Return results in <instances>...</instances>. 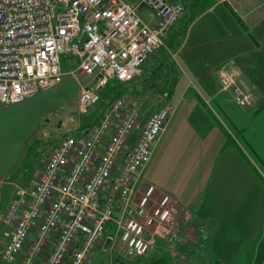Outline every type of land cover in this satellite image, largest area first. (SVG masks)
Segmentation results:
<instances>
[{"label":"built area","instance_id":"1","mask_svg":"<svg viewBox=\"0 0 264 264\" xmlns=\"http://www.w3.org/2000/svg\"><path fill=\"white\" fill-rule=\"evenodd\" d=\"M185 1L0 0V104L23 102L65 75H90L79 104L93 108L110 82L140 75L184 16ZM143 7L156 23L140 15ZM225 70L223 90L233 89L238 106H253L251 92L236 86L242 83L236 71ZM176 110V103L166 102L144 119L138 101L120 97L82 136L59 139L36 184L15 189L0 214L1 259L87 264L111 226L109 239L118 240L125 258L146 255L158 235L169 233L175 209L168 195L155 199L154 187L139 193L137 184Z\"/></svg>","mask_w":264,"mask_h":264},{"label":"crops","instance_id":"2","mask_svg":"<svg viewBox=\"0 0 264 264\" xmlns=\"http://www.w3.org/2000/svg\"><path fill=\"white\" fill-rule=\"evenodd\" d=\"M203 1L187 0L185 7L198 6ZM236 20L243 23V28ZM150 23L156 22L152 20ZM160 50L159 58L152 61L154 63L148 64L150 59L145 64L149 66L148 71L145 70L148 75L152 64L163 62L161 58H168L170 54L168 47ZM174 53L177 61L171 58L170 89L157 96L162 98L159 100L162 104L156 111L166 102L176 103L177 110L155 147L137 190L144 187L143 179L159 191L168 192L182 209L179 213L187 219L184 225L188 222L187 226L193 227L190 230L186 226L180 232L183 239L188 237L189 243L179 246L178 252L172 256L173 264L234 263L221 255L223 248L220 255H216V246L205 243L203 238L207 234L210 238L217 234L214 232L216 228L209 227L206 221L226 218L245 222V230L234 231L235 236L238 234L237 244L242 242L240 250L247 258H252L251 264H264V170L252 157L264 169V0H217L188 27L181 46ZM225 65L233 67L240 79L248 83L254 94L253 106L242 108L229 93L222 92L219 69ZM140 82L143 80L137 83ZM146 85L137 89L143 92ZM133 91L127 90L126 93L132 96ZM10 105L0 104V117L9 114L7 111L13 109ZM140 112L145 119L155 111L143 112L140 108ZM100 119L101 114L90 119L88 126ZM79 133L82 136L84 130ZM23 150L16 154L13 148L4 147L0 142V197L4 183L24 186L23 181L11 177ZM38 175L39 172L25 188L32 187ZM229 214L230 217H226ZM191 221L195 222V227ZM113 234L114 227L111 226L99 248L104 247L109 253L115 251L113 261L144 264L143 260L130 263L123 258V252L117 251V247H121L118 240L112 242L109 239ZM238 238L245 240L239 241ZM4 242L1 227L0 264H11L1 259ZM154 249L163 247L156 244L148 254ZM156 262L158 260L151 264H158Z\"/></svg>","mask_w":264,"mask_h":264},{"label":"rangeland","instance_id":"3","mask_svg":"<svg viewBox=\"0 0 264 264\" xmlns=\"http://www.w3.org/2000/svg\"><path fill=\"white\" fill-rule=\"evenodd\" d=\"M128 1L137 4L140 0ZM209 9L210 8H208L207 10ZM206 11H204L203 13H205ZM139 13L144 19L148 20L149 22L152 21L149 17V11L146 7L141 8L139 10ZM236 22L239 27L243 28V25L240 23L239 20H236ZM166 52L169 53V51L167 50ZM159 54L160 52H157L154 56H152L148 64L154 63L152 62L153 59L159 58ZM167 56L168 58H166L165 56L161 58L163 62L156 65H151L153 68L150 69V75H148L146 72L149 69L148 64L147 66H143L144 68H142L141 70L144 71H141L140 75L135 78L139 80L142 79L143 82L137 83L139 80L134 82V79L133 81L126 83L124 87L125 90L134 91L132 92V96L131 94L125 93L121 97L131 98V100L138 101L139 106L140 108H142L143 112L145 110L156 111L158 109V106L162 104V102L159 101L162 98L157 96L161 91L168 90L167 88L169 87H167V83H169V85L171 84V78H169L168 75V73L171 74V58L174 62L177 61L174 52L170 51V54H168ZM70 62L75 64L77 62V59L75 57H71ZM63 64L66 67L69 65V62L65 60V63L63 61ZM222 67V70L221 68L219 69L220 76H222V72L226 71L225 69L233 68L228 65ZM151 72L155 74H153L152 76ZM141 74H143V76H141ZM163 74L164 77H161V75ZM235 74L240 77L238 71H236ZM91 80L92 76L90 75H78L75 78L65 75L59 85L41 91L23 102L11 104L10 107L13 109L7 111L9 114L1 115L0 122L2 125L0 127L3 130L0 132L1 145L4 147L5 145H7L8 147L13 148L16 154H18L19 150H22L24 148L23 152L20 154L21 160L17 161L15 171L11 176L13 179L23 181L24 186H17L15 187V189H28L27 187L25 188V186H30L33 179L36 177V174L38 172L40 174V164L47 157L48 153L52 151L56 144H58L59 139L69 136L71 134L78 136L80 134V130L86 131V129L90 127L88 126L89 120H92L94 117L101 114L102 111L106 108V104L108 102L106 99L101 100L99 104L95 105L93 108L90 109H84L80 106L79 95L81 92V88L88 85ZM145 83L147 85L145 87L143 86V92L137 89L138 86L142 84L145 85ZM247 84L248 83L245 84L244 81H242V83H239L238 80L236 86L240 87L241 89H247L248 91H250L252 94V99L254 101L253 91ZM220 87L222 92L229 93L232 98L233 89L223 90L221 85ZM253 101L252 103H254ZM207 103L210 104L209 101ZM83 126L84 128H82ZM154 152L155 149L153 153ZM248 153L252 155L251 152ZM252 157L253 161L256 162V164H259L258 166L263 171L264 169L262 168L263 166L260 164V162L253 155ZM144 171L142 172L141 178L143 177ZM35 184L36 183H34V185ZM142 185H144V187H141V189L138 190L139 193L144 192L148 186H152L155 189V199L163 198L165 195H168L171 200V205L174 207L175 211L173 212L174 214L171 216V228L168 229L169 233H167L166 237L158 235L156 238V240L158 241L156 242V244L160 247H163V249H154L151 254L147 253V255L142 256V258H135L129 255L126 257V259L130 263L139 262L140 260H143L144 264H151L155 260H158V262H156L158 264H173L172 256L174 253L178 252L179 246L184 245L185 242L189 243L188 237L186 238V240L183 239L180 235V232L188 224V222L186 225H184L185 223H183L187 219L183 218V213H179V210L182 209H180L178 203L174 200L171 194H169L168 192L159 191L156 186H154L153 184L145 183L143 179ZM226 217H230V214ZM191 223H193L192 225L195 227V222L191 221ZM206 223L209 227L213 226L214 228H216L214 232H217V234L215 235L214 232L212 233V235H215L214 237L210 238L208 234L203 237L205 243L214 244L216 246V255H220L222 250L221 248H223L224 252L221 255L224 256L225 259H227L229 262H234L229 264L252 263V258H247L242 252V250H240L243 247L242 242L239 245L237 244L238 240H236V238L238 237V234H236V236L234 234V231L236 230H238V232L240 233L241 230L246 229L244 221L237 222L226 218L221 219L220 221H206ZM1 227L3 234L4 226L0 221V228ZM187 228L190 227L187 226ZM192 228H190V230H192ZM214 228L212 230H214ZM170 237L171 240L169 239ZM210 240H212V242ZM243 240L245 239H239V241ZM233 247H235L236 249L233 250ZM117 251H121L123 252V254H126L124 252V249L120 246L117 247ZM114 252L115 251L109 253V251H107L106 248L104 249V247L98 248L92 253V257L87 262V264H111L115 259V256L113 255ZM123 258L125 257L123 256Z\"/></svg>","mask_w":264,"mask_h":264},{"label":"trees","instance_id":"4","mask_svg":"<svg viewBox=\"0 0 264 264\" xmlns=\"http://www.w3.org/2000/svg\"><path fill=\"white\" fill-rule=\"evenodd\" d=\"M216 2H217V0H204L203 3L199 4L198 6H196L194 4L191 8L185 7L184 16L178 22V24L171 30L170 34L164 39V43H165L166 47H168V49L171 52L177 51V49L181 46V44H182V42L186 36V32L188 30V27L194 22V20L201 13L206 11L208 8L212 7ZM241 24L243 25L242 22H241ZM166 47L165 46L160 47L159 50L161 49L160 51L162 52L164 50V48H166ZM153 72H152V76H153V74H155ZM125 84L126 83H122V82H118V81H112L103 90V92L101 93V98H102L101 100L106 99L108 101L106 104V108L111 104V102L113 100H115L118 97H121L122 95H124L126 93L127 90H125V88H124ZM166 85H167V87H169V83H167ZM167 89H170V87Z\"/></svg>","mask_w":264,"mask_h":264},{"label":"water","instance_id":"5","mask_svg":"<svg viewBox=\"0 0 264 264\" xmlns=\"http://www.w3.org/2000/svg\"><path fill=\"white\" fill-rule=\"evenodd\" d=\"M14 190L15 185L13 183L3 184L0 197V213L6 209Z\"/></svg>","mask_w":264,"mask_h":264}]
</instances>
